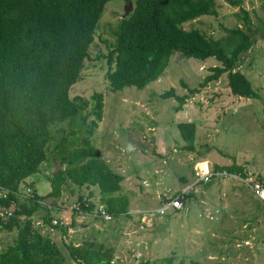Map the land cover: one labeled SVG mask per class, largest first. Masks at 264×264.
<instances>
[{
  "label": "rangeland",
  "instance_id": "1",
  "mask_svg": "<svg viewBox=\"0 0 264 264\" xmlns=\"http://www.w3.org/2000/svg\"><path fill=\"white\" fill-rule=\"evenodd\" d=\"M127 3H105L89 55L69 90L71 97L104 93L103 116L91 142L108 167L122 175L115 195L126 197L127 210L111 219L88 212L73 216L80 192L99 202L100 191L96 185L78 184L68 177L59 196L42 200L56 219L54 223L69 225L67 233L43 223L47 211L43 205L29 216L33 227L51 236L66 258L64 264H79L64 242L80 244L85 239L110 247L113 264H264V199L238 173L237 177L219 176L195 183L197 172L216 164L245 165L248 173L244 179L264 176V0L242 1L247 20L240 5L216 0L215 14L184 23L186 28L199 27L214 37L227 34L225 27L250 26L255 30L251 46L240 53L235 69L250 79L257 95L232 93L223 73L191 93L177 111L171 106L174 98H163L160 93L170 86L178 93L187 92L180 79L197 86L208 66L217 61L213 56L201 59L174 51L157 79L142 88L130 85L111 90L106 78L108 63L102 54L113 45L114 30ZM84 112L52 125L51 146L63 135L76 138L83 133ZM92 116L90 113L89 118ZM180 120L196 123L193 150L182 147L185 141L176 125ZM66 165L60 161V167ZM53 169L54 165L43 161L39 170L21 183L18 201L29 203L30 184L37 193H47ZM179 191L190 193L183 206L163 208ZM70 196L72 203L68 202ZM72 217L75 224L70 225ZM24 218L18 216L21 223ZM17 230L18 226L7 229L0 225V251L13 242Z\"/></svg>",
  "mask_w": 264,
  "mask_h": 264
},
{
  "label": "trees",
  "instance_id": "2",
  "mask_svg": "<svg viewBox=\"0 0 264 264\" xmlns=\"http://www.w3.org/2000/svg\"><path fill=\"white\" fill-rule=\"evenodd\" d=\"M107 1L0 0V189H7L5 195H0V209L12 211L9 217L0 216V225L7 229L18 226L13 242L0 251V264L65 263L61 248L48 233L33 227L29 216L43 205L47 209L43 223L66 234L69 225L54 223L50 208L42 200L59 196L68 177L78 184L96 185L100 191L99 202L85 198L80 192L73 216L80 212L97 213L100 204L112 217L127 210L126 197L115 195L122 175L108 167L99 148L91 142V135L103 116L104 93L94 91L89 98L69 94L89 55ZM226 1L240 5L245 20L248 19L241 5L243 0ZM132 3L129 13L117 22L113 45L102 54L108 63L106 78L111 90L130 85L144 87L163 73L171 54L180 51L201 59L213 56L217 62L208 66L197 86L191 87L181 78L187 92L178 93L170 86L160 93L163 98H174L173 110L181 109L191 93L223 73L232 93L257 95L250 79L235 69L240 53L251 46L255 30L250 26L225 27L227 34L214 37L199 27L184 26L200 15L215 14L216 0H132ZM81 111H85L81 114L85 123L83 133L76 138L63 135L51 146L52 125L73 119ZM176 125L185 141L182 147L193 150L196 123L180 120ZM51 156L67 165L57 172L52 170L50 190L39 194L35 186H29L32 190L29 203L19 202L21 183L38 171L43 161L53 165ZM214 168L241 176L248 173L245 165L238 163L216 164ZM255 177L264 181L261 174ZM199 182L204 181L196 184ZM189 194V191L177 193L183 200ZM19 215L25 217L22 223ZM71 224H75L74 217ZM64 245L79 264H113L112 249L102 243L85 239L80 244L65 241Z\"/></svg>",
  "mask_w": 264,
  "mask_h": 264
},
{
  "label": "built area",
  "instance_id": "3",
  "mask_svg": "<svg viewBox=\"0 0 264 264\" xmlns=\"http://www.w3.org/2000/svg\"><path fill=\"white\" fill-rule=\"evenodd\" d=\"M198 173V178L196 179V182L198 181H207L211 178L214 177H223V176H228L231 175L233 177H237V173L230 172L226 169H215V168H208L206 171H199ZM245 177V176H244ZM244 182L254 191V193L260 198L264 199V181H261L260 179H254L248 177V179H244ZM264 178V176H263ZM195 182V183H196ZM7 189H0V195H5ZM183 198L179 195L171 197L164 205L163 208H172V209H178L183 206L182 204ZM12 214V211L9 209H0V216L2 218L9 217ZM95 216L103 217L106 219H111L112 215L105 209L104 205L100 204L98 205V212L93 213ZM54 222H56V219H53Z\"/></svg>",
  "mask_w": 264,
  "mask_h": 264
},
{
  "label": "water",
  "instance_id": "4",
  "mask_svg": "<svg viewBox=\"0 0 264 264\" xmlns=\"http://www.w3.org/2000/svg\"><path fill=\"white\" fill-rule=\"evenodd\" d=\"M132 7H133L132 1L131 0H128V3L125 4V7H124L123 16H125L126 14H128L129 11L132 9ZM51 160H52V163L54 165L55 171L57 172L59 170V168H60V161L59 162L54 161V159H53L52 156H51ZM30 186H32V185L30 184ZM68 202L69 203H72V196H70V198L68 199Z\"/></svg>",
  "mask_w": 264,
  "mask_h": 264
},
{
  "label": "bare ground",
  "instance_id": "5",
  "mask_svg": "<svg viewBox=\"0 0 264 264\" xmlns=\"http://www.w3.org/2000/svg\"><path fill=\"white\" fill-rule=\"evenodd\" d=\"M203 171V170H202Z\"/></svg>",
  "mask_w": 264,
  "mask_h": 264
}]
</instances>
